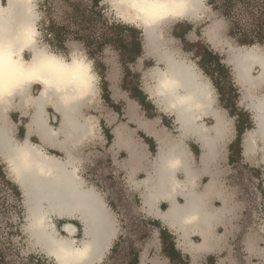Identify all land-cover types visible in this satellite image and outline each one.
<instances>
[{"label": "crops", "instance_id": "crops-1", "mask_svg": "<svg viewBox=\"0 0 264 264\" xmlns=\"http://www.w3.org/2000/svg\"><path fill=\"white\" fill-rule=\"evenodd\" d=\"M176 21L169 23L170 34L167 38L164 37L169 44L165 48L181 45V49L177 48L178 54L188 59L189 55L191 57L195 55L193 52H185L183 47L188 44L202 45L203 49L198 55L201 64L200 67L197 64L196 66L201 70L202 76L209 80L216 97L214 108L216 107L218 114L228 121L230 131L226 138H219L212 149L205 148L202 141L194 134H181L176 115L165 111L151 95L153 82L148 72L154 68H162L164 64L160 60L161 53L158 50L154 54H148L144 47L145 29L126 23L142 32V54L130 64L132 72L137 71L140 74V81L135 89L118 84L119 101L115 105L119 106L121 102L123 108L122 110L118 108L120 112H115L116 117L106 119V124H110L111 127L108 134L112 136V144L110 146L107 136L102 133L99 137L100 151L94 152L86 148L87 144L91 146L92 135L86 138L84 143L69 144L71 146L69 149L75 155L84 157L85 164L90 162L92 165L93 158L98 156L103 163V160H108L111 156L116 174H120L126 182L127 194L123 199H133L132 218L143 223L138 229L137 238L124 245L123 255H117L112 251L116 240L122 234L120 227L116 225V238L113 239L99 264H241L245 262L264 264V221L258 226L253 222V215L247 212V202L242 197V186L238 184L240 169L236 164L237 159L244 160L249 166L264 173V151L261 144L257 143L248 155L244 153L243 146L247 133L254 132L257 128L255 103L264 96V79L258 86L251 87L250 84L243 86L237 82L235 70L230 65H228L229 73L227 71L221 73L218 68L212 70L216 64L215 59L229 68L223 61L222 53L226 46V32L230 37L232 36L231 30H228L223 22L214 20L207 26L214 25L218 29V36L210 41L205 35L207 27L200 29L195 27V23L185 24ZM234 41L238 43L237 40ZM259 45L248 44V47L253 46L259 52H264V48ZM207 55H211L210 57L214 59L211 63L212 67L204 66ZM260 72L261 67L255 65L251 75L259 76ZM39 88L37 86V89ZM234 88L238 93L236 98H232ZM134 91L143 92L146 96L144 101L148 102V109L144 108L134 96L132 93ZM230 102L239 112L231 113L227 107ZM53 108L52 106L46 108L47 112L43 114V119L45 117L47 124L53 126L55 131L60 130L62 118ZM241 112L246 115L251 126L243 133L238 146V124ZM35 116L36 113L31 106L11 111L10 120L14 124L15 139L30 141L42 148L44 146L43 149L48 153L54 152L65 157V147L59 142L61 136L59 135L58 139L49 138V141L45 138L47 141L45 143L41 127L38 126V121H34ZM197 122L209 127L215 123V119L208 115ZM115 130L119 131L122 137V142L117 146H114ZM94 136H97L96 132ZM237 148H240L239 153L235 152ZM167 156L176 161L178 159L181 163L180 168L178 164L173 172H168L167 163L171 158L167 159ZM0 160H2L1 156ZM72 221L78 228L76 238L80 239L79 235L83 237V226L77 220ZM172 249L177 253L175 259L170 254ZM28 253L32 255L41 253L54 259L33 240L28 245Z\"/></svg>", "mask_w": 264, "mask_h": 264}, {"label": "bare ground", "instance_id": "bare-ground-1", "mask_svg": "<svg viewBox=\"0 0 264 264\" xmlns=\"http://www.w3.org/2000/svg\"><path fill=\"white\" fill-rule=\"evenodd\" d=\"M2 1L0 0V156L9 165L25 194L27 232L31 240L54 258L56 264H99L116 238L117 218L100 192L94 186H85V181L79 174L82 159L69 149L71 142L81 144L90 135L94 137L95 126L92 117H85L83 112L86 104L98 95L95 72L93 73L89 60L86 62L73 57L68 61L62 58L63 56L38 47L37 15L31 0H8L7 7L3 6ZM110 1L121 16L145 29V51L154 54L159 50L161 53L160 60L165 67L154 68L148 72L154 83L151 95L155 101L163 106L165 111L176 115L178 130L182 135L194 134L205 148L215 147L219 138L228 136L229 123L218 114L216 107L214 108L216 97L209 80L202 76L201 70H198L193 61L180 57L177 48H165L169 42L165 40L162 29L176 20H202L207 12L206 0H147L142 3L143 10L131 8L126 3H118L117 0ZM205 30V35L210 41L218 36V29L214 25ZM28 35L32 36L33 42L25 46V38ZM6 48L12 57L7 66L3 59ZM240 50L239 54L232 55L229 61L234 67L237 82L243 86L260 85L264 79V52H259L253 46ZM26 53L32 54L29 60L25 59ZM47 58L57 63L62 62V65L68 68L78 65L84 70L82 81L86 86H64L63 76L53 81L44 74L33 77L22 75L34 64ZM255 65L261 67L259 76L251 75ZM37 86L40 88L37 89ZM255 104L258 124L256 130L247 133L244 139L246 155L257 143L261 144L264 151V96ZM27 106L34 108V121H38L45 143V138L49 141V138L58 139L59 135L61 136L59 142L65 147L64 158L48 153L43 149L44 146L42 148L30 141L15 139L16 132L10 120V113ZM50 106L61 115L60 130L53 131V126L47 124L45 117L43 119L46 108ZM208 115L215 119L212 126L197 122ZM114 133V146H117L122 142V137L119 131L115 130ZM174 160L171 158L168 161V172H173L178 164L180 168L179 160ZM54 218L79 221L83 226V237L76 238L78 228L71 221L64 223L62 230L68 236H63L58 232Z\"/></svg>", "mask_w": 264, "mask_h": 264}, {"label": "rangeland", "instance_id": "rangeland-1", "mask_svg": "<svg viewBox=\"0 0 264 264\" xmlns=\"http://www.w3.org/2000/svg\"><path fill=\"white\" fill-rule=\"evenodd\" d=\"M7 1H2L4 7H7L9 4V1ZM68 1L76 5H69L67 0H31L34 12L37 15L36 27L38 32L36 38L38 47H41L40 49L60 57L63 56L62 58L68 61L72 60L73 57H77L86 62L89 60L91 63L92 71L93 73L95 72L97 80L95 84L96 86L98 84V95L95 96L96 99L93 97L92 101L86 104L83 114L85 117H92L95 129L97 126V131H94L97 136H94L90 140L91 146L89 144L86 145L87 149L95 152L101 150L99 138L101 133L107 136L110 146L112 144V136L108 134L111 131V127L110 124H106V119L110 120L111 117H116L115 112H120L123 108L121 102L119 106L115 105L119 101L117 96L118 84H123L129 89H135L140 81V74L137 71L132 72L133 70L130 68V64L132 63L129 61V57L133 51L131 52L130 48H125L122 43L123 40L126 42L130 41L129 37L132 35V32L123 27L120 29L114 28L112 23L120 26H129L128 24L135 23H131L121 16L110 0H102L100 5L104 17L109 20L108 25H104V21L88 19V16L91 14H88L87 11L92 9V0ZM226 1L229 3L227 13H225L226 5H224ZM205 4L207 12L202 20L195 22L190 20L181 21L185 24L195 23V27L202 29L210 25L214 20H218L223 22L228 27V30L233 28L238 33V37H241V35L248 36L249 34V37L253 40H258L259 37L256 31H258V27L261 24H263L262 28L264 29V0H206ZM42 6H45V8ZM74 9H78L76 18H71ZM42 19H52L58 25L68 26L65 33L68 34L70 39L66 41L64 48H60L56 43L48 42L43 38L44 35L39 29ZM162 29L164 30V37L167 38L168 34H170L168 29L171 30L170 24H166ZM87 36L91 37L90 42L84 39L88 38ZM101 36H104L105 43L102 50H98V42L95 39L101 41L99 40ZM234 39L237 40L233 36L230 37L226 32V46L222 53V58L227 63V67H229L226 70L228 73L230 66L234 69L233 65L229 63L232 55L235 56L239 54L241 48L248 47V44L243 45L238 40L236 44ZM258 44L264 48V40ZM174 46H169L168 48L172 50L173 48L181 49V45L179 47ZM202 49L203 47L200 44H188L183 47L185 52H193L195 56L191 57L189 55L188 59L199 67L201 61L198 55ZM31 56L32 54L26 53L25 59L29 60ZM164 67L163 65L162 68ZM135 91L132 93L138 96L141 99L140 101H143V107L148 109V102L144 101V99L146 100V96L144 98ZM234 95L237 94L232 92V98H236ZM97 99L99 100L97 101ZM50 154L64 158L61 155H56L54 152ZM80 158H82V163L80 164L79 174L84 179L85 186H94L117 218V226L120 227L122 234L116 240L112 251L117 255H123L124 245L136 239L138 229L143 226L142 221L139 222V220L132 218L133 199H123L126 196L125 194H127L126 182L120 174H116L117 171L115 170L111 156L108 160H103V163L99 156L94 157L92 165H90V162L85 164L83 156ZM236 164L238 169H240L238 170V184L242 186V197L244 199H252L246 201L248 202L247 212L253 215V222L259 226L264 221V173L257 168L249 166L244 160L237 159ZM0 167L5 171L7 179L20 191V196H18L0 176V255L3 254L2 257H4V260H2L0 256V264H56L54 259L44 254L38 253L32 255L28 253V245H30L31 241L27 232L28 221L25 194L17 179H15V175L11 172L9 165L3 159L0 160ZM17 199L22 200L18 202ZM256 209L259 211L258 215H254ZM70 221L54 218L56 228L63 236L68 235L62 230V227L64 223ZM79 238H82V236L79 235ZM241 264H248V262Z\"/></svg>", "mask_w": 264, "mask_h": 264}, {"label": "trees", "instance_id": "trees-1", "mask_svg": "<svg viewBox=\"0 0 264 264\" xmlns=\"http://www.w3.org/2000/svg\"><path fill=\"white\" fill-rule=\"evenodd\" d=\"M101 2L102 0H92V9L90 11H87V13L91 14L90 16H88L89 20H96V21H104V25H108V19L104 17V13L103 10L101 9ZM67 3L69 5H76V4H72L67 0ZM229 3L226 1L224 5H226V11L225 13H227V7ZM43 7V6H42ZM45 8V6L43 7ZM78 9H74L73 13L71 14V18L74 17L76 18V13H77ZM84 13H86L84 11ZM112 26L114 28H126L129 31L132 32V35L129 37L130 41L126 42V41H122L123 45L125 48H130L129 50L133 53L130 55L129 57V61L131 63H133L141 54H142V32L140 30H138L137 28L134 27H129V26H125V25H118L116 23H112ZM263 24H261V26L258 27V31H256L257 36L259 37L258 40H253L247 35H241V37H238V33L236 31H234V29L232 28L230 31L231 36L237 38L238 42H241L243 45L246 44H254V43H261L264 40V29L262 28ZM40 31L43 33V38L45 40H47L48 42H52V43H56L60 48H64L65 47V43L67 40L70 39V37L68 36L67 33H65V31L68 29L67 25H58L54 20L52 19H42L41 24H40ZM88 38H84L87 39L90 42V38L89 36H87ZM77 38V37H75ZM104 36L99 37L98 41L97 39H95V41L98 42V50H102L103 44L105 43L104 41ZM114 38V37H113ZM256 38V37H255ZM120 40V39H119ZM94 41V40H93ZM92 41V42H93ZM86 42V41H85ZM88 43V42H86ZM211 55H207L206 59H204V66L209 67L212 66V59L210 57ZM216 60V64L214 65V69L218 68V70H220L221 73L225 72L227 70L226 66L219 63L217 59ZM147 67V65H146ZM236 93L237 95H234V97H238V93L236 90H233V93ZM139 95L143 96L145 98V96L143 95V93L138 92ZM136 98H138V100L140 101L141 99H139L138 96L134 95ZM141 103L143 101H140ZM143 104V103H142ZM227 107L230 109L232 114H236V112H239L238 109H235L234 105H232V102L227 104ZM246 115L241 112V115H239V124H238V140H237V145L240 146V142H241V137L243 135V133L251 126L250 124H248V120L245 117ZM236 153L240 152V148L235 150ZM0 176L2 177V179L4 180V182L18 195L20 196V191L18 190V188L7 179L6 173L5 171H3L2 167H0ZM22 199H17L18 202H20ZM173 247V245H171ZM174 248V247H173ZM170 254L172 255V257L175 259L177 257V253L174 251V249L171 250ZM2 260H4L3 254L0 255ZM180 264H184V263H180Z\"/></svg>", "mask_w": 264, "mask_h": 264}, {"label": "clouds", "instance_id": "clouds-1", "mask_svg": "<svg viewBox=\"0 0 264 264\" xmlns=\"http://www.w3.org/2000/svg\"><path fill=\"white\" fill-rule=\"evenodd\" d=\"M129 7L143 10L142 3H139L138 0H128L126 3ZM33 42L32 36L28 35L25 38V46L31 44ZM4 63L7 66L11 62V55L9 50L6 48L4 51ZM84 70L81 69L78 65L73 66L72 68H68L62 65L61 63H57L54 60L47 58L39 63L34 64L31 68L27 70V72L22 73V75L26 77L38 76L41 74L47 75L52 78L53 81L57 80V77L63 76L65 79L62 81L64 86H86L82 81V74Z\"/></svg>", "mask_w": 264, "mask_h": 264}, {"label": "snow or ice", "instance_id": "snow-or-ice-1", "mask_svg": "<svg viewBox=\"0 0 264 264\" xmlns=\"http://www.w3.org/2000/svg\"><path fill=\"white\" fill-rule=\"evenodd\" d=\"M118 3H127L128 0H117ZM139 3H145L147 0H138Z\"/></svg>", "mask_w": 264, "mask_h": 264}, {"label": "built area", "instance_id": "built-area-1", "mask_svg": "<svg viewBox=\"0 0 264 264\" xmlns=\"http://www.w3.org/2000/svg\"><path fill=\"white\" fill-rule=\"evenodd\" d=\"M247 176H248V175H247ZM258 182H259V181H258ZM247 200L250 201V200H252V199H245V201H247ZM247 203H248V202H247ZM258 212H259V211L256 209L255 212H254V215H258ZM256 219H258V218H256Z\"/></svg>", "mask_w": 264, "mask_h": 264}]
</instances>
